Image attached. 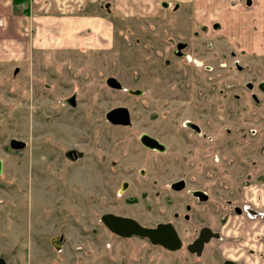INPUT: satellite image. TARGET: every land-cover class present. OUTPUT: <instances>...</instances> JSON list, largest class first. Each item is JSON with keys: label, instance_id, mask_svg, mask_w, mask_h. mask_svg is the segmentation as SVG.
Masks as SVG:
<instances>
[{"label": "rangeland", "instance_id": "rangeland-1", "mask_svg": "<svg viewBox=\"0 0 264 264\" xmlns=\"http://www.w3.org/2000/svg\"><path fill=\"white\" fill-rule=\"evenodd\" d=\"M7 9L0 23V255L8 264H129L147 244L113 235L101 216L172 220L193 230L195 219L187 225L179 217L194 205L193 190L211 196L205 208L217 204L210 220L217 229L232 206L256 208L255 193L264 189L258 0H32ZM178 44L185 45L180 55ZM118 107L128 109L129 126L107 120ZM143 133L167 152L144 150ZM13 139L25 148L12 149ZM66 150L83 156L71 162ZM180 179L186 188L173 193ZM231 229L230 236L241 230Z\"/></svg>", "mask_w": 264, "mask_h": 264}, {"label": "flooded vegetation", "instance_id": "flooded-vegetation-1", "mask_svg": "<svg viewBox=\"0 0 264 264\" xmlns=\"http://www.w3.org/2000/svg\"><path fill=\"white\" fill-rule=\"evenodd\" d=\"M210 69L211 68H209V70ZM259 86L260 88H263L262 84ZM249 89H253V85ZM154 138L165 145V150L163 152L157 149L148 148L140 143L142 148L150 152L165 154L168 150L167 145L161 142L157 137ZM79 153L80 152H76L74 150H66L64 152V156L67 160L73 162L75 159L80 158ZM103 157L104 156H102V158ZM113 165H115L114 162ZM104 167L105 163L99 165L100 170H103ZM127 171H129V173L132 172V168H129ZM138 174H140L141 177L144 176V174L142 175L141 172ZM180 181L183 182L182 188L180 190L174 189L173 185ZM170 188L173 190V193H180L185 190L186 181L183 179L177 180L171 184ZM156 194H158V192ZM188 194L191 196L194 205L185 204V212L181 215L175 212V217H178L179 215V217L182 218L187 225H190L193 219H195V221L198 222V228H194L193 230L189 229L188 227L180 226L172 220L150 224L141 222L126 215L114 214L117 216L131 218L137 221L142 227L149 229H156L159 225H171L179 239V246L175 249L161 244H155L148 237L133 235L129 238H126L114 234L102 222V217L105 214L101 216L102 224L113 235L120 239L137 238L147 244V248L144 249L143 254H141L139 251H136L135 254L133 253L132 255L128 256L129 264H264V189L255 193L256 201L252 203L256 205V208L251 206H232V213H229L228 215H222L219 218L221 229L215 228L210 222V220H212L213 217L215 218L217 215V204H213V207L210 209L204 207L205 205L212 203L211 196L201 190L189 191ZM165 199L167 204L171 203L169 192ZM228 203H230V201H228ZM152 205V202L146 203V206H148L147 208L152 209ZM196 205L199 207L197 208ZM229 226L231 228L237 227L241 229L238 234L241 235V237L238 235L230 236L229 232L232 229ZM224 229H227L226 233ZM224 236L229 238L224 240ZM63 241V235H60L58 238L55 236L50 239V244L52 248L57 249L59 247L57 242L61 244ZM235 253H238V255L234 257L233 255ZM0 257L4 258L1 255Z\"/></svg>", "mask_w": 264, "mask_h": 264}, {"label": "water", "instance_id": "water-1", "mask_svg": "<svg viewBox=\"0 0 264 264\" xmlns=\"http://www.w3.org/2000/svg\"><path fill=\"white\" fill-rule=\"evenodd\" d=\"M250 3V2H248ZM185 47L184 44H178V50H182ZM180 54V52H179ZM107 84L114 89H122V85L119 81L114 78H109ZM251 84L248 85L251 88ZM130 93L139 96L141 95V90L131 91ZM107 120L113 125L119 126H129L131 122V115L127 108L118 107L114 108L106 114ZM140 143L151 149H157L161 152L165 150V145L160 143L156 138L150 136L147 133L141 134L139 138ZM11 147L14 149L25 148V143L19 140H12ZM82 157V152L79 153ZM3 173V163L0 160V175ZM183 186V182H177L173 185V188L180 190ZM102 222L107 226V228L114 234L122 237L129 238L133 235H138L142 237H148L153 243L161 244L166 247L175 249L179 246V239L174 228L171 225H159L156 229H149L142 227L137 221L126 218L122 216H117L114 214H105L102 217ZM0 264H7L4 258L0 257Z\"/></svg>", "mask_w": 264, "mask_h": 264}, {"label": "crops", "instance_id": "crops-1", "mask_svg": "<svg viewBox=\"0 0 264 264\" xmlns=\"http://www.w3.org/2000/svg\"><path fill=\"white\" fill-rule=\"evenodd\" d=\"M29 2H32V0H25V1H21L20 3H13V0H0V23L1 22H5L7 20V18H9V9H7V7L10 6V4H12V6H23ZM259 2V6H260V11L258 10V20L259 22H262L264 24V0H258ZM218 2H216L217 4ZM217 12H221V8L217 7ZM220 15V14H218ZM262 16V17H261ZM264 34V33H262ZM0 37H2V33L0 31ZM4 37V36H3ZM2 38H0L1 40ZM4 41V39L2 41H0V44ZM11 46L12 50H17V44L15 45H7V48Z\"/></svg>", "mask_w": 264, "mask_h": 264}, {"label": "trees", "instance_id": "trees-1", "mask_svg": "<svg viewBox=\"0 0 264 264\" xmlns=\"http://www.w3.org/2000/svg\"><path fill=\"white\" fill-rule=\"evenodd\" d=\"M15 1H17V2L20 1L21 2V1H25V0H15Z\"/></svg>", "mask_w": 264, "mask_h": 264}]
</instances>
